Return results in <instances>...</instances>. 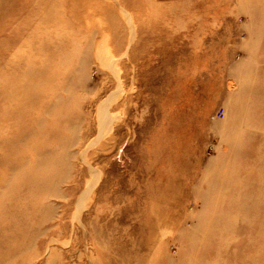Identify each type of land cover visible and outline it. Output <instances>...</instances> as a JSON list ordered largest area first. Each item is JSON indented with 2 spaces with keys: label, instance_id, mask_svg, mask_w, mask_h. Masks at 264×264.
I'll return each mask as SVG.
<instances>
[{
  "label": "rangeland",
  "instance_id": "1",
  "mask_svg": "<svg viewBox=\"0 0 264 264\" xmlns=\"http://www.w3.org/2000/svg\"><path fill=\"white\" fill-rule=\"evenodd\" d=\"M261 85L264 0H0V264H210L205 197H260L223 131L264 138Z\"/></svg>",
  "mask_w": 264,
  "mask_h": 264
},
{
  "label": "bare ground",
  "instance_id": "2",
  "mask_svg": "<svg viewBox=\"0 0 264 264\" xmlns=\"http://www.w3.org/2000/svg\"><path fill=\"white\" fill-rule=\"evenodd\" d=\"M263 91L264 85H261L256 94ZM55 100H57V104L48 107V112L54 111V109H58L61 106L62 101L58 97ZM258 105L254 104L252 108V110L254 109L256 111L254 113H259L256 107ZM240 107L236 111L231 110L234 118H237V122L247 120L246 114ZM70 124L71 129L69 131L71 132L73 129L72 122ZM223 132V134H227L226 138H228L229 142L233 141L231 139L232 136L230 137L232 133L237 134V139L240 138L239 142L234 144L232 148L234 158L241 160L246 158V154L252 153L250 164L253 167H250L249 170L258 175L256 177L257 184L254 188L260 192V197H254L251 191L244 189L242 191L228 190L232 198L215 202L213 200L211 201L213 194L209 193L205 197V205L212 207V209L215 206V212L214 220L211 218L206 223L204 221L206 218L204 217L203 219V235H201V238L203 237V259L210 261V264H253L254 258H258L260 260L259 264H264V206L258 207L260 202L264 204V138H261L258 141L259 143L255 142L252 146L243 147V143L246 144V142L248 143V141L252 140L248 136L254 138L257 134L246 133L241 128H238L233 121L231 122V128L229 127L228 130L226 129ZM257 143L258 145L255 146ZM65 171L67 172V168H65ZM66 177L67 175H62L59 179L63 181ZM210 191L213 192V190ZM49 218L46 215L34 232L32 230L33 228L31 229L30 227V232L28 233L30 236L27 237V243L25 242L26 247L25 244L23 245L25 248L30 247L34 239L44 235V233H41L43 232V227L41 228V226ZM196 237L198 239V235H196L192 240Z\"/></svg>",
  "mask_w": 264,
  "mask_h": 264
},
{
  "label": "built area",
  "instance_id": "3",
  "mask_svg": "<svg viewBox=\"0 0 264 264\" xmlns=\"http://www.w3.org/2000/svg\"><path fill=\"white\" fill-rule=\"evenodd\" d=\"M222 116H223V111L222 110H220L219 112H217V117L218 118H222Z\"/></svg>",
  "mask_w": 264,
  "mask_h": 264
}]
</instances>
